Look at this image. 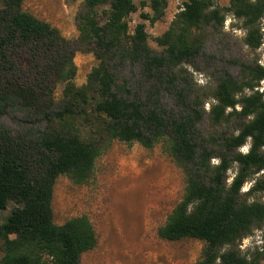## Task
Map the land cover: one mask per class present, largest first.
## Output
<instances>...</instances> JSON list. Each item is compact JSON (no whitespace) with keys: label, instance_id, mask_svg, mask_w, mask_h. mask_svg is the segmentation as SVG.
<instances>
[{"label":"trees","instance_id":"1","mask_svg":"<svg viewBox=\"0 0 264 264\" xmlns=\"http://www.w3.org/2000/svg\"><path fill=\"white\" fill-rule=\"evenodd\" d=\"M23 2L4 0L0 7V122L22 110L44 127L13 135L0 123V212L10 202L17 205L0 225V264H80L82 255L96 247L87 216L54 223L53 191L60 176L75 185L88 183L97 160L115 141L146 149L160 144L183 173V196L158 229L160 239L203 241L202 256L194 264H261L264 203L248 196L264 188L258 182L246 193L241 190L264 172V90L258 89L264 67L256 60L239 64L238 77L225 72L210 95L204 88H187L181 74L187 73L185 64L202 54L206 30L222 33L228 15L241 23L245 46L259 49L264 0H230L226 7L214 0H186L168 30L155 39L163 48L160 55L149 47L144 23L128 34V18L137 11L133 0H83L74 41L24 11ZM167 6L168 0H150L151 13L140 17L154 25ZM101 7H107L103 22L98 20ZM79 51L92 53L98 64L86 83L76 87L73 59ZM17 59L27 72L19 69L17 75ZM125 63L141 70L148 86L144 99L121 81L117 64ZM58 83L64 88L62 105L55 110L45 96ZM173 89L181 110L168 116L160 97ZM209 99L213 103L206 115ZM204 116L213 132L233 121L239 122L237 131L198 136ZM248 140L249 150L240 153ZM215 158L219 163L212 165ZM233 164L238 169L228 184ZM255 231L261 232L262 247L244 252L240 243Z\"/></svg>","mask_w":264,"mask_h":264},{"label":"rangeland","instance_id":"2","mask_svg":"<svg viewBox=\"0 0 264 264\" xmlns=\"http://www.w3.org/2000/svg\"><path fill=\"white\" fill-rule=\"evenodd\" d=\"M185 1L168 0L165 16L151 25L140 17L141 13H151L150 0H133L137 11L128 18V34L133 35L135 26L144 23L149 36V47L155 54H162L163 48L156 44L155 39L168 30ZM214 1L222 7L228 6L230 2ZM3 2L4 0H0V7ZM22 8L37 19L49 23L67 40L74 41L78 38L77 15L83 9V0H24ZM106 9L107 7H101L97 11L100 22L105 19L103 11ZM240 26L239 21L228 15L222 33L209 35L210 31L206 30L208 39L202 54L183 66L187 73L181 74V78L187 88H204L206 94L210 95L214 84L225 72L238 77L239 64L256 60L264 67V38L261 47L253 51L245 46V33L238 29ZM261 29L264 34V17L261 20ZM23 62L16 60L17 75L21 73L19 69L26 72L28 70ZM73 63L76 67L73 83L76 87H81L98 61L92 53L79 51L75 54ZM117 72L121 81H125L130 89L136 90L143 99L146 97L148 86L143 82L139 68L129 63L117 64ZM26 81L30 83L31 79ZM178 83L181 85L182 82L178 80ZM63 88L64 84L58 83L52 89L51 95L45 96V101H49L55 110L62 105ZM258 89L260 92L264 90V81ZM172 93H163L160 97L162 109L168 116L178 115L181 110L174 89ZM206 102L204 110L207 115L213 101L209 99ZM0 123L13 135L27 129L41 130L44 127V123L37 122L28 112L22 110L9 113ZM238 124V121H233L222 128L214 129L216 132H213L207 116H204L197 125V134L203 138L229 136L236 133ZM249 146L250 140L239 152L247 153ZM231 156L232 154L228 158ZM218 163V159L212 160V165ZM237 169L236 164L230 168L228 184ZM258 182L264 188V172L252 176L243 186L242 194ZM184 189L181 169L163 152L160 144L146 149L139 143L115 141L97 160L88 183L75 185L66 176L57 179L52 200L53 221L56 225H62L72 218L87 216L92 223L97 245L82 255L80 264H194L202 256L205 248L203 241L187 238L168 242L157 235L158 229L180 202ZM248 200L264 203V189L252 193ZM15 207L17 205L10 202L7 209L0 212V225ZM262 245L261 232L255 231L253 235L242 240L240 249L245 252L256 247L261 248ZM2 248L3 243L0 240V260L3 256Z\"/></svg>","mask_w":264,"mask_h":264}]
</instances>
